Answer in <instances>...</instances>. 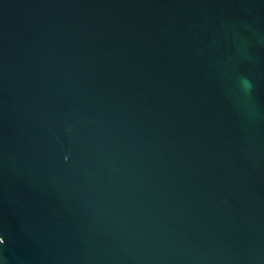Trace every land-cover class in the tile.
Wrapping results in <instances>:
<instances>
[{
    "label": "water",
    "instance_id": "1",
    "mask_svg": "<svg viewBox=\"0 0 264 264\" xmlns=\"http://www.w3.org/2000/svg\"><path fill=\"white\" fill-rule=\"evenodd\" d=\"M0 264H264V0H0Z\"/></svg>",
    "mask_w": 264,
    "mask_h": 264
}]
</instances>
